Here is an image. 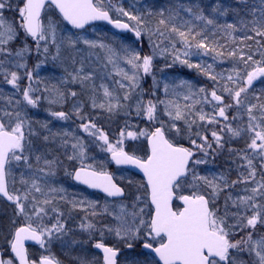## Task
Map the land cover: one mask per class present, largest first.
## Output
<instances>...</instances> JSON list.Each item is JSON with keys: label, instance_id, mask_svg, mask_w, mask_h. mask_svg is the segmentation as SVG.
<instances>
[{"label": "snow or ice", "instance_id": "snow-or-ice-1", "mask_svg": "<svg viewBox=\"0 0 264 264\" xmlns=\"http://www.w3.org/2000/svg\"><path fill=\"white\" fill-rule=\"evenodd\" d=\"M236 4L0 0V264H264V0Z\"/></svg>", "mask_w": 264, "mask_h": 264}, {"label": "rangeland", "instance_id": "rangeland-1", "mask_svg": "<svg viewBox=\"0 0 264 264\" xmlns=\"http://www.w3.org/2000/svg\"><path fill=\"white\" fill-rule=\"evenodd\" d=\"M132 2H133V0H126V4H130ZM137 3L139 5V3H142V1L141 0H137ZM182 14L187 16L186 13H182ZM224 19L225 18L223 17L222 21ZM196 23H199V22L197 21ZM229 23H232V22H229ZM89 35H90L91 38H100L99 35H96V34L89 33ZM110 39L111 38H108V36L105 37V42L110 41ZM194 59L197 60L196 57H193V60ZM203 59L206 60L209 63L212 62L209 57H204ZM215 67H216L217 71H220L221 67H223V66L221 64H216ZM59 74H62V70L59 69V68L50 67V68L46 69V68L42 67V69L38 73V76L39 77H49V76H52V75H59ZM167 74H170L171 77L175 78L176 80L184 79V77H185V75H178V74L177 75H173L171 73H167ZM34 75H37V74L34 73ZM189 80H191L194 84H197V82L195 80H193V79H189ZM22 84H26V81H22ZM41 87H42V85H41ZM0 90H2L4 93H10L12 91L10 85H2V84H0ZM4 102H5L4 99H0V105H3ZM46 107H47V105H43V108H46ZM37 110L38 109L31 110V115H32L33 119H36L37 117L41 116L39 111H37ZM41 119L42 120H46V119H52V118L49 117L47 112H46L43 116H41ZM52 126L54 128H60L61 126H63L65 128H68L69 130H72L73 128H75V125H72L71 123L62 124V122L55 121V120H53ZM201 167H206V166H201ZM117 175H119V171L117 172ZM60 181L63 182L64 186L69 189V192L73 191V187H72L71 183L69 182L68 178L63 177L61 175ZM84 195H86V194H84ZM86 196H88V195H86ZM89 198L90 199H96V198H93V197H89ZM102 203H103V200H101V205H102ZM0 209H3V205L2 204H0ZM8 211H10V209H8ZM82 215L83 214L81 213V216ZM53 251H54L55 254H57L59 256L58 258L63 259L67 264H78L77 260L75 259L76 255L78 253L75 250H72L71 252H68V251L62 250L60 247H59L58 250L54 247ZM126 254H127V258L128 259H134V258L138 257V252H134V251L128 252Z\"/></svg>", "mask_w": 264, "mask_h": 264}, {"label": "trees", "instance_id": "trees-1", "mask_svg": "<svg viewBox=\"0 0 264 264\" xmlns=\"http://www.w3.org/2000/svg\"><path fill=\"white\" fill-rule=\"evenodd\" d=\"M141 1H142V3H139V4H147L150 8H152V10H158L161 8L170 7V6L175 5V4H185V5L199 4L201 7H203L205 9L206 15L212 14L211 8L217 3H220L224 7L225 6L226 7L238 6L236 4V0H141ZM220 19L222 21L223 17H221ZM225 19H227L229 22H234V17L231 14L228 17H226ZM111 36L112 35L110 33H108V38H111ZM31 63H32V61H30V64ZM47 63H52V62L48 61ZM169 63H170V61H169ZM229 64H230V62H228V65ZM45 66H49V65L46 64ZM161 67H164L163 62H161ZM164 71H165V73H173V74L181 73V74H185V76L191 75V76L196 77L203 84H205L206 87L211 86V81H208L206 77H204L200 74H197V72L195 70L188 69L186 66H181L178 63L172 65V67H170V68L165 67ZM150 83H151V81L149 78L148 83H147V85H145V87H148L150 85ZM66 107H69V106H66ZM37 111H39L40 115L46 113V111L44 110L43 107L41 109H38ZM209 165L214 169L215 168H221L222 169V168L227 167L228 161H227V158H224V159L218 158L214 164H209ZM60 177H59V179H60Z\"/></svg>", "mask_w": 264, "mask_h": 264}, {"label": "water", "instance_id": "water-1", "mask_svg": "<svg viewBox=\"0 0 264 264\" xmlns=\"http://www.w3.org/2000/svg\"><path fill=\"white\" fill-rule=\"evenodd\" d=\"M115 32H118V30H114ZM91 190V189H90ZM91 191H97V192H99L98 190H91ZM103 194V193H102ZM110 199H112V198H110Z\"/></svg>", "mask_w": 264, "mask_h": 264}]
</instances>
